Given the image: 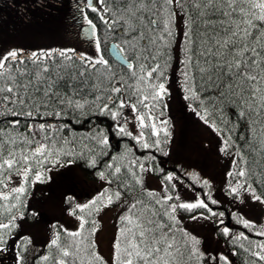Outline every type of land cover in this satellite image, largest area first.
<instances>
[{"label":"snow or ice","instance_id":"6c2138e0","mask_svg":"<svg viewBox=\"0 0 264 264\" xmlns=\"http://www.w3.org/2000/svg\"><path fill=\"white\" fill-rule=\"evenodd\" d=\"M65 23L75 43L0 37V252L15 264H264V217L245 209L264 208V0H71ZM185 116L206 126L218 176L175 151ZM77 169L91 181L83 200Z\"/></svg>","mask_w":264,"mask_h":264},{"label":"rangeland","instance_id":"374dc122","mask_svg":"<svg viewBox=\"0 0 264 264\" xmlns=\"http://www.w3.org/2000/svg\"><path fill=\"white\" fill-rule=\"evenodd\" d=\"M59 0H52L51 6L46 0H0V37H3L5 40L14 42V43H23L28 45H55V44H63L59 42L56 36L49 35V20L48 19H40V17H47L51 15V12H48V7H54L57 5ZM13 3L15 6H13ZM30 16H37L38 20L34 21L29 27ZM182 39L181 37H178ZM177 75V74H176ZM177 77L172 80L175 81ZM196 123L191 124L189 120H186L184 123V135L187 139L184 140V144L186 145L185 152L198 154L204 156L207 161L211 173L214 175H219L220 170L223 167V162H216L215 157L209 153L208 155H204L201 151L203 145L202 141L208 136V132L204 131V128H201L199 124L196 128ZM193 130V134L196 136L195 138H189V131ZM85 187L81 190L80 193L86 195V193L91 191V184H83ZM38 189V190H37ZM36 196L39 197L41 190L44 192L48 191V188L44 186L42 189L37 188ZM35 202V199H34ZM246 211H248L249 215L252 216H261L264 217V208L261 207H248L245 206ZM45 210V214L49 213V217L53 215V213L48 209L47 206L42 208V211ZM116 209L109 208L104 213H102V230L99 231L98 240L99 247L102 250L103 254L108 253L109 244L113 235V223H114V214ZM59 216V213H56ZM49 217H46L44 222L50 224L51 221ZM43 215L41 216V219ZM71 219L66 215L62 218V222L68 221L69 226H71ZM199 231H203V228H199ZM37 239L43 241L45 239V234L43 231L35 235ZM41 244V243H40ZM44 245H42L43 247ZM237 264V263H236Z\"/></svg>","mask_w":264,"mask_h":264},{"label":"trees","instance_id":"16d2710c","mask_svg":"<svg viewBox=\"0 0 264 264\" xmlns=\"http://www.w3.org/2000/svg\"><path fill=\"white\" fill-rule=\"evenodd\" d=\"M46 1L51 6L52 0H46ZM47 10H48V12H51V15L49 16V18L40 17V16H38V17L42 20L45 18L49 20L50 26L48 29V34L56 36L57 39L59 40V42H61L63 44H67L70 41L72 43H75L76 41H75V39H72V34L67 30L68 25L65 23L66 19L68 18V13L71 10V0H59L56 6L48 7ZM28 20H29V27H30V25L34 21L38 20V18H37V16H30L28 18ZM176 74L177 73L173 72L171 78L172 79L174 77L176 78L177 77ZM236 111H237V109L234 106H231L225 110V114L229 115L232 120H235L236 119V115H235ZM217 115H219V114H217ZM186 120H189L191 124H193V123H196L197 125L199 124V126L201 128H204V131L206 133L208 132L206 126H204L201 122H198L194 116H185V118L183 119L181 124L177 125L176 137L174 140V149L178 153V155H180L181 157L190 156L193 160L201 163L203 166H205L206 171L211 173V169L209 167L210 164H208V161L204 156L184 151V150H186V145L184 144V140L187 139L184 135V123ZM197 125L194 126L193 129L196 128ZM257 130L259 131V126H257ZM192 132H193V130L189 131V134H188L189 138H195L196 137ZM76 171H77L78 175L83 177L85 180H89L87 173L82 172L79 169H77ZM212 174H213V172H212ZM157 182L158 181H156L154 179H151V178L149 179V183L151 186H155ZM88 184H91L90 180H89ZM44 186H46V185L37 183L36 188H35V193L38 190L37 188L42 189ZM84 187H85L84 185H78L74 189V191H76L79 194V198L81 200L85 199V195L80 193L81 190L84 189ZM33 202H34V200H33ZM45 212H46L45 210L42 211V215H43V218L41 219L42 222H44L46 217H49V213L45 214ZM38 240L39 239H37L34 236L33 244L35 245L37 252L33 253V255L38 254L39 250L42 247V244H40ZM236 263L242 264V260L240 257L236 258ZM0 264H15L14 251L12 248H10L7 253L0 252Z\"/></svg>","mask_w":264,"mask_h":264},{"label":"flooded vegetation","instance_id":"af4514ba","mask_svg":"<svg viewBox=\"0 0 264 264\" xmlns=\"http://www.w3.org/2000/svg\"><path fill=\"white\" fill-rule=\"evenodd\" d=\"M71 11V10H70Z\"/></svg>","mask_w":264,"mask_h":264}]
</instances>
